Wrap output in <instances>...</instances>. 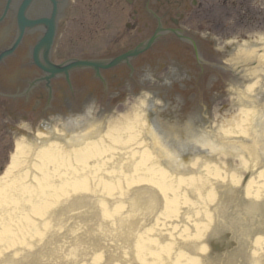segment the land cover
<instances>
[{"label": "bare ground", "instance_id": "6f19581e", "mask_svg": "<svg viewBox=\"0 0 264 264\" xmlns=\"http://www.w3.org/2000/svg\"><path fill=\"white\" fill-rule=\"evenodd\" d=\"M241 48L230 90L246 108L188 145L155 146L140 100L80 140H17L0 175V264H264V36ZM226 236L234 247L213 256Z\"/></svg>", "mask_w": 264, "mask_h": 264}, {"label": "flooded vegetation", "instance_id": "af4514ba", "mask_svg": "<svg viewBox=\"0 0 264 264\" xmlns=\"http://www.w3.org/2000/svg\"><path fill=\"white\" fill-rule=\"evenodd\" d=\"M88 7L110 35L72 31L82 23L70 0H0V167L22 123L102 113L136 85L194 117L223 87L225 41L264 30L263 0H86L76 14ZM73 61L94 63L64 70ZM150 78L159 83L146 87Z\"/></svg>", "mask_w": 264, "mask_h": 264}, {"label": "water", "instance_id": "95a60500", "mask_svg": "<svg viewBox=\"0 0 264 264\" xmlns=\"http://www.w3.org/2000/svg\"><path fill=\"white\" fill-rule=\"evenodd\" d=\"M96 122V124L95 123H93V124H91V123H89V122H86L85 121V123L83 124V128L84 129H80L78 132H74V130H72V128L71 129H66L67 130V134H66V136L69 138V139H71V140H80V139H82V138H84V137H86L91 131H93V129L101 122V121H95ZM192 127V129H193V125L191 126ZM148 129H149V137H150V140H151V142L155 145V146H157V147H162V148H166V147H172V146H170L169 144H168V139H170L172 136H176L177 137V135H178V133L177 132H171L170 133V131L168 130V128H167V126H165L164 125V127H162L161 129H160V135H157L151 128H150V126L148 125ZM195 131H196V135H197V133H198V130L199 129H197V127L195 126ZM171 130V129H170ZM181 130H184V133L188 136V137H190V138H192V134H191V131H190V129L188 128V127H185V128H180V131ZM63 131H64V129H63ZM193 132H194V130H193ZM192 139H194V137L192 138ZM192 139L190 140V141H188V143L189 142H191L192 141ZM187 143V144H188ZM180 146V145H179Z\"/></svg>", "mask_w": 264, "mask_h": 264}, {"label": "rangeland", "instance_id": "374dc122", "mask_svg": "<svg viewBox=\"0 0 264 264\" xmlns=\"http://www.w3.org/2000/svg\"><path fill=\"white\" fill-rule=\"evenodd\" d=\"M86 0H77V2H76V4H75V6H74V9H75V12L77 13L78 11H80L81 10V8H82V4L85 2ZM75 13V14H76ZM76 15H78V14H76ZM78 16H80V15H78ZM82 17H86V15H84V16H82ZM87 22H88V29H86V31H88V30H92L91 29V26L93 25V23L91 22V21H89V20H87ZM87 22H85L84 21V23H87ZM81 31H84V30H81ZM94 33V32H93ZM85 35H88V33L86 32V33H84ZM92 35H95V33L94 34H92ZM221 105V103H217V104H215V107L216 108H218L219 106ZM223 106V105H222ZM221 106V108H220V110H223V107ZM231 112H234V111H232V109H231V111H230V113ZM227 116V114H225V116H223V120H225V117ZM216 121H217V118L215 119ZM222 121V120H221ZM220 121V122H221ZM215 126H216V124H214ZM226 127H228V125H225ZM13 150H11V152H10V154H9V156L7 155V159H8V161H7V163H6V166L8 165V163H9V161H10V158H11V156H12V154H13ZM7 153H8V150H7ZM6 168V167H5ZM5 168H3V171H4V169ZM220 241H222V240H220ZM232 248H233V246H227V244H224V250L225 251H231L232 250ZM222 251V254L225 252V251ZM211 254L213 255V256H218L219 255V253H217V252H214V253H212L211 252Z\"/></svg>", "mask_w": 264, "mask_h": 264}]
</instances>
